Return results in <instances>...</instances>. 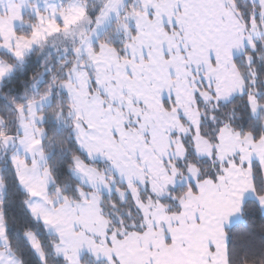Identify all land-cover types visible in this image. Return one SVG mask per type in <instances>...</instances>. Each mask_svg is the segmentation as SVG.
<instances>
[{"label":"snow or ice","instance_id":"6c2138e0","mask_svg":"<svg viewBox=\"0 0 264 264\" xmlns=\"http://www.w3.org/2000/svg\"><path fill=\"white\" fill-rule=\"evenodd\" d=\"M0 264H264V0H0Z\"/></svg>","mask_w":264,"mask_h":264}]
</instances>
